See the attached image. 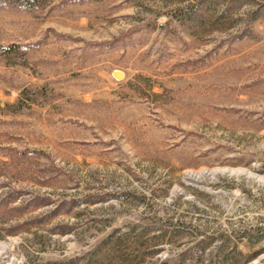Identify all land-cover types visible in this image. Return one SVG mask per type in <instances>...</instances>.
<instances>
[{"label": "rangeland", "instance_id": "obj_1", "mask_svg": "<svg viewBox=\"0 0 264 264\" xmlns=\"http://www.w3.org/2000/svg\"><path fill=\"white\" fill-rule=\"evenodd\" d=\"M264 264V0H0V264Z\"/></svg>", "mask_w": 264, "mask_h": 264}, {"label": "trees", "instance_id": "obj_2", "mask_svg": "<svg viewBox=\"0 0 264 264\" xmlns=\"http://www.w3.org/2000/svg\"><path fill=\"white\" fill-rule=\"evenodd\" d=\"M238 257V254L233 251L232 256H230L231 261H226L225 259H220V264H244V260H238L236 259ZM183 258L180 257V259H170L166 258L161 261V264H184ZM201 260H197L194 264H202Z\"/></svg>", "mask_w": 264, "mask_h": 264}]
</instances>
